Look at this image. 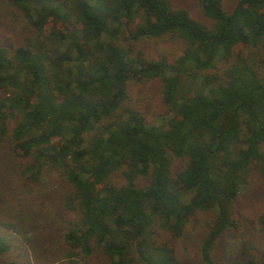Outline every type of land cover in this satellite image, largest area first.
<instances>
[{
	"label": "trees",
	"instance_id": "1",
	"mask_svg": "<svg viewBox=\"0 0 264 264\" xmlns=\"http://www.w3.org/2000/svg\"><path fill=\"white\" fill-rule=\"evenodd\" d=\"M197 4L0 0L7 264H264V0Z\"/></svg>",
	"mask_w": 264,
	"mask_h": 264
},
{
	"label": "rangeland",
	"instance_id": "2",
	"mask_svg": "<svg viewBox=\"0 0 264 264\" xmlns=\"http://www.w3.org/2000/svg\"><path fill=\"white\" fill-rule=\"evenodd\" d=\"M171 1H172L173 5L187 9L191 13L192 16L199 18V19H203L201 12L198 8L197 0H171ZM234 2H235V0H225V3L227 6H231ZM249 198L252 199L251 205L255 204V207H258V204H260V205L263 204V202H264V186H259V188L256 189L254 191V193L251 196H249ZM243 199L247 200V196H244ZM261 206H263V205H261ZM254 212H255V210H254ZM186 243H187L186 252L188 253L187 258H188V260H190V264H196L194 262V260H195L194 259L195 258L194 253H195V248H196L194 237L190 236L189 239L186 241ZM22 246H24V245H22ZM19 250H21V253H22L21 258L24 259V260H22L21 264H35V262L32 259V256L30 255L29 251H25L23 248H21V246H19ZM12 255L13 254H7V255L0 256V264H7V262H9L11 258L14 259V255H13V257H12ZM189 256H190V258H189Z\"/></svg>",
	"mask_w": 264,
	"mask_h": 264
}]
</instances>
